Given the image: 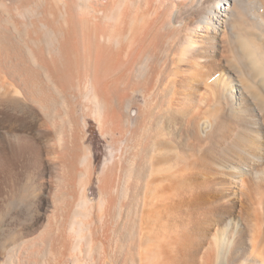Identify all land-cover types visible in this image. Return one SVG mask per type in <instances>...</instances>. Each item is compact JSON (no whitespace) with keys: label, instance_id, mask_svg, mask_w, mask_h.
Returning a JSON list of instances; mask_svg holds the SVG:
<instances>
[{"label":"bare ground","instance_id":"1","mask_svg":"<svg viewBox=\"0 0 264 264\" xmlns=\"http://www.w3.org/2000/svg\"><path fill=\"white\" fill-rule=\"evenodd\" d=\"M1 197L0 264H264V0H0Z\"/></svg>","mask_w":264,"mask_h":264},{"label":"rangeland","instance_id":"2","mask_svg":"<svg viewBox=\"0 0 264 264\" xmlns=\"http://www.w3.org/2000/svg\"><path fill=\"white\" fill-rule=\"evenodd\" d=\"M57 107V106H56ZM60 107V104H59V106L56 108V110L58 109ZM60 110H57L58 112L59 111H63V108H59ZM55 110V111H56ZM137 112H138V110H135V111H133L132 112V115H134V116H136V114H137ZM88 135H89V138H87V144L90 146V148H91V150H92V152H93V156H94V158H95V163H96V165L98 166V168H99V170L102 168V166H103V164H106V162H107V159H109L110 158V154H111V148H110V145L108 144V142L101 136V134H100V132H99V130H98V125L94 122V121H91L90 120V130H89V132H88ZM97 176H98V174L96 175V179H95V182H94V184L91 186V188H90V197H91V199L93 200V201H95V202H98L99 201V197H100V195H99V189H98V180H97ZM5 183L3 184L4 186H5V184H6V188L3 186V189L4 190H8V188H9V186L7 185L8 183H6V181H4ZM6 195V193H5V191H4V193H3V196H5ZM2 196V197H3ZM0 198V212L2 213V215L4 216V218H7V215H6V212L5 211H3L5 208H7L8 207V205L9 204H5V202H6V200H5V198ZM1 199H3V200H5L4 201V204L2 203V200ZM7 205V206H6ZM3 211V212H2ZM23 220H25V219H23ZM22 221V220H21ZM23 222H26V221H23ZM3 230H5V227H4V224H2V225H0V238L1 237H4V235L6 234V232L5 231H3ZM8 233H7V235L9 234V232L10 231H7ZM11 233V232H10ZM113 235V234H112ZM111 238H112V236H111ZM124 253H125V251H123ZM102 253V252H101ZM95 254H97V253H95ZM95 254H93V256L95 257H93L92 258V260H90L91 262L94 260L95 261V263H94V261H93V263H91L90 261H89V264H97L96 263V261L98 262V258H99V256L98 255H100V253L98 252V254L97 255H95ZM123 254V253H122ZM124 255V254H123ZM96 256H98V257H96ZM36 257V256H35ZM0 259H1V261H3V259H4V256L2 255H0ZM95 259H98V260H95ZM33 261H34V259H33ZM121 261H123V259L121 260ZM107 263V262H106ZM105 263V264H106ZM33 264V263H32ZM68 264H73V263H71V262H69ZM88 264V263H87ZM98 264H99V262H98ZM108 264H109V262H108ZM119 264H122V262H120Z\"/></svg>","mask_w":264,"mask_h":264}]
</instances>
